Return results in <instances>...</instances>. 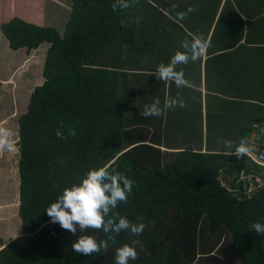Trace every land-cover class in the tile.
Returning <instances> with one entry per match:
<instances>
[{"label":"trees","instance_id":"obj_1","mask_svg":"<svg viewBox=\"0 0 264 264\" xmlns=\"http://www.w3.org/2000/svg\"><path fill=\"white\" fill-rule=\"evenodd\" d=\"M218 1L221 6L222 0ZM50 2L56 3L55 13H48L56 17L51 25L44 23L43 16L39 22L29 19L33 9L25 7V2L22 12L26 15L15 14L2 24L13 50L26 49L31 54L45 47L46 54L44 82L31 92L27 111L18 117L19 214L25 233L0 249V264H115L116 249L134 240L140 241L133 245L138 259L129 264H200L202 258L212 264H264V233L251 229L254 222L264 223V184L249 194L241 182L243 173L264 179V167L249 155L241 159L227 155L231 149L224 143L217 145L224 140L239 143L243 138L253 149L255 144L264 148L262 126L233 129L209 123L204 151L191 145L168 152L141 143L140 133L142 137L153 134L151 138L157 141V130L151 133L147 129L157 119L142 117L144 107L137 112L136 86L131 80L141 89L145 73L132 64L140 62L136 53L142 29L162 27L156 5L140 0L138 6L113 11L116 0ZM209 5L213 9L215 2ZM230 7L235 14L229 17L243 18L240 10L258 14L264 10V0H227L216 24V16L204 15L198 21L215 25L214 35L220 37ZM136 17L141 18L138 24ZM242 33L240 28L236 39H223L210 47L213 57L207 63L208 90L211 73L217 63L236 52L231 50L241 42ZM197 95L202 101V91ZM186 98L190 108L191 99ZM199 105L202 107L197 100V108ZM254 121L264 123L257 114ZM73 129L75 136L71 135ZM198 129L204 136V126ZM58 130L66 140L57 137ZM106 164L110 171L114 168L135 182L129 202L109 212L106 220L118 211L146 227L139 236L121 232L114 243L109 241L107 252L78 254L73 252L72 243L80 235L99 241L107 240L108 234L93 229L81 233L78 228L74 236L53 224L46 208L90 169ZM202 232L208 237L206 241ZM227 236L230 248L218 249ZM218 250L230 251V256H218Z\"/></svg>","mask_w":264,"mask_h":264},{"label":"crops","instance_id":"obj_2","mask_svg":"<svg viewBox=\"0 0 264 264\" xmlns=\"http://www.w3.org/2000/svg\"><path fill=\"white\" fill-rule=\"evenodd\" d=\"M5 1L9 2V7L8 12L4 15L6 8H3L0 4V12L2 11L0 13L1 25L7 17L10 18V16L13 17L15 14L23 13L22 4H14V0ZM19 1L24 4V0ZM150 1L156 5L158 19L162 27L157 29L154 25L148 26L145 32L142 29L143 38L140 41L141 46L136 53L140 57V62L133 63L132 65L144 69L145 74L141 77L143 85L141 89L138 88L136 84L132 83L133 79L131 80V85L136 86V89L133 90V96L136 98L138 113L146 104L150 105L154 100L159 99L164 114L160 117H154V119H157V122L147 126V129H151L149 132L153 133L157 130V133L160 132L161 136L157 135V133L154 134L157 137L156 141L151 138L153 134L142 137L141 133H138L141 143H149L168 152L186 150L191 145L196 150L204 151L207 147V129L210 126L209 123L233 129H243L250 126V124H255L256 128H261L259 126L261 125V129L264 131V123L257 124L254 121L257 114L264 122V24L261 22L264 20V10H261L258 14L252 11L251 13H245L243 10H240L243 18H239V15L232 18L229 16L235 14V10L231 7L228 8L226 18H224L225 27H222L221 36L219 37V35H214L215 25L211 27L207 25L209 22L202 23L200 22L202 20L198 21V19L203 18L204 15H206L205 17H211V19L213 16H216L214 23L216 24L227 0H222L221 6H219V1L217 3V0H207V2L204 1L203 3L198 2L199 0ZM212 1L215 2L213 9L209 5ZM193 3L199 5L198 11L188 14V22H186V18L183 20L179 19L177 14L187 11L189 6L194 5ZM33 14L34 12L31 16H28L29 19H32ZM191 14H197V16L194 18ZM148 18L146 21H148ZM39 20L41 21V15L35 21L39 22ZM192 27H195L197 31L194 32ZM240 28H243L242 40L231 50L236 52H233L230 59L227 56L225 58L226 61L221 60L220 63H217V69L213 70L210 75L211 82L209 85L211 90H208L207 63L213 57L210 54V47L214 44L217 45L223 39L226 41L236 39ZM188 33L191 34V37L193 35L207 34L205 38L209 43V48L202 60L179 66L178 70L182 69L184 71L185 78L190 81V84L187 87L178 89L173 81L165 83L159 80L154 72L159 64L169 63L176 51H183L181 41L184 39L191 40ZM1 37H3V42L6 45L0 44V48H3V50L1 49L0 56H4V61L0 66V84L2 83L1 79L3 78L2 73H4V68L10 74L9 79H11L12 74L20 77L21 74H15L16 71H20L24 65L25 67L30 65L28 63L33 60L32 58L35 53L34 51L31 54H27L24 51V56H18L17 61L15 53L18 51L19 54L22 51L15 50V52L13 51L10 54L9 49L11 46L8 37H6L4 32ZM4 64H6V67ZM127 88L125 90L129 91V86ZM199 91L203 93L202 101H200L197 95ZM186 96L191 99L190 108L186 110L184 108L181 110L180 107H176L175 109L165 108L166 98L182 97L186 101ZM232 99L234 100L232 101ZM197 100L202 107L199 105L197 108ZM187 116L188 118H186ZM160 120L163 121L161 125L159 124ZM201 126H204V136H202L199 129L196 130ZM222 144L223 142H218L217 145L221 146ZM14 153L16 154L17 151L12 153L5 152V156L8 158L9 155H13ZM6 154L9 155L7 156ZM6 157H4V153L0 152V198L1 192L5 190L15 189L16 193L15 197L8 201L0 199V222L4 220V226L0 227V249L25 233L24 225L21 227L19 223L20 181L14 178L8 182L6 176L12 174V171L7 159H5L6 162L3 160Z\"/></svg>","mask_w":264,"mask_h":264},{"label":"clouds","instance_id":"obj_3","mask_svg":"<svg viewBox=\"0 0 264 264\" xmlns=\"http://www.w3.org/2000/svg\"><path fill=\"white\" fill-rule=\"evenodd\" d=\"M139 2L140 0H116L112 4V9L113 11L129 9L138 6ZM198 9L199 5L189 6L187 11L177 15L179 19L183 20L189 13L198 11ZM140 19V17H136L134 22L138 24ZM181 48L183 51H176L169 63L159 64L154 72L159 80L165 83L173 81L178 89L190 84V81L185 78L184 71L178 70L179 66L202 60L207 54L209 43L202 34L193 35L191 40L181 41ZM164 106L167 109H175L176 107L187 108L188 104L182 97L166 98ZM163 114L164 110L160 106L159 99L154 100L150 105L146 104L141 111L144 118L160 117ZM56 135L58 138L67 139L59 130ZM71 135L75 136L74 129L71 131ZM223 143L231 149L226 154L234 155L237 159L250 155L254 150L253 146L243 138L239 143L235 140H224ZM17 147L15 133L7 127L0 126V152L12 153L17 150ZM109 168V165L106 164L90 169L79 183L66 187L56 201L46 208L51 222L58 223L62 229L69 231L74 236L78 228L81 233L93 229L108 234L107 240L99 241L91 235H80L72 243V250L75 253L93 256L101 251L107 252L109 241L114 243L116 236H119L121 232L139 236L146 227L144 223L131 222L127 217L121 216L118 211L106 220L109 212L117 209L121 203L129 202V195L132 193L135 183L127 175L114 168L110 171ZM251 229L258 234L264 233V223L254 222ZM139 244V240H134L132 244H124L117 248L115 264H129V261L137 260V248L133 245Z\"/></svg>","mask_w":264,"mask_h":264},{"label":"rangeland","instance_id":"obj_4","mask_svg":"<svg viewBox=\"0 0 264 264\" xmlns=\"http://www.w3.org/2000/svg\"><path fill=\"white\" fill-rule=\"evenodd\" d=\"M10 1V0H9ZM50 1L52 0H24L25 2V7H31L33 9V11L31 12V14L34 12V14L32 15V19L31 20H37L43 16L44 17V22L46 25H51L54 22V19L56 18L55 16L52 15H48V13L54 14L56 11V3L53 2L51 3ZM70 1V0H69ZM12 3V2H10ZM14 4H22V2H20L19 0H14L13 1ZM70 3V2H69ZM0 4L3 6V8H6L4 10V15L8 12V7H9V2L5 1V0H0ZM2 12V11H1ZM0 12V13H1ZM20 12V11H19ZM12 18V16H10V18H6L3 21H9ZM59 18H63L62 16H59ZM65 18V17H64ZM53 19V21H51ZM63 20V19H62ZM60 20V22H62L63 25V29L66 28L65 23H63V21ZM2 21V22H3ZM1 22V23H2ZM3 22V23H4ZM2 23V24H3ZM49 23V24H48ZM62 25H58L59 27H62ZM0 31L2 33H0V44H4L6 45L5 42H3V29H2V25L0 24ZM5 34V33H4ZM7 37V36H6ZM1 47V46H0ZM3 48H0V52H2ZM26 49H21L19 50L20 52L22 51V53L18 54V51H16L15 55L16 59L18 61V56H24V51ZM13 51L15 52V50H13L11 47L9 49V53H13ZM45 51L46 48H42L41 51L37 50L34 53L33 56V60L31 62H29L27 67L21 68L20 71H16L15 74H21L20 77H17L15 75H11V79H9L10 74H8V72H6V69L4 68V73H2V83L0 84V126L3 127H7L9 129H11L14 133H15V140L17 142L18 145V141H19V136H18V117L25 111H27L29 103H30V98H31V92L37 87V85H40L44 82V77H43V66L45 64ZM4 56H0V66L2 65V62L4 61ZM4 66L6 67V64H4ZM35 72V73H34ZM17 153L15 154H6L7 156L9 155V157L7 158L5 156V152H1L4 153V157L3 160L6 162L5 159H7V162L10 163V170L12 171V174L7 175V180L8 182H10L12 179L16 178L18 181H20V177H19V159H20V150H19V146L17 147ZM5 166V164H3ZM13 184V182H11ZM4 189V188H3ZM15 189H11L8 191H2L1 192V200H10L11 198L13 199L15 197ZM20 219V226L23 227V221H21ZM6 221V219H5ZM4 220H2V222H0V227L4 226ZM207 226H203L202 228L206 229ZM204 232V231H203ZM202 232V233H203ZM204 234V233H203ZM204 238L205 241L207 240L208 237L205 236L204 234ZM225 242V245H223V243ZM227 245L228 248H230V243H229V236L223 238L222 243L218 246L219 247H225ZM228 251V250H227ZM229 252H225V253H220V250H218L217 254L219 255H224L226 257H229ZM235 256H233V260H235ZM205 258H202L200 264H212L211 261L206 262L204 260Z\"/></svg>","mask_w":264,"mask_h":264},{"label":"built area","instance_id":"obj_5","mask_svg":"<svg viewBox=\"0 0 264 264\" xmlns=\"http://www.w3.org/2000/svg\"><path fill=\"white\" fill-rule=\"evenodd\" d=\"M255 145L256 146H254L253 152L249 156L258 165L264 167V148L259 147L257 144ZM222 182L225 181L222 179ZM241 182L244 185V190L249 194H252L264 184V179L243 173L241 177Z\"/></svg>","mask_w":264,"mask_h":264}]
</instances>
